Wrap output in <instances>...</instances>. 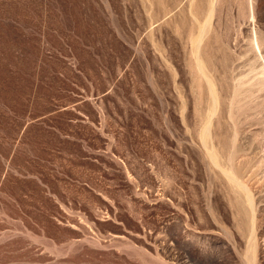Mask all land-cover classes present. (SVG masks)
<instances>
[{"label": "rangeland", "instance_id": "obj_1", "mask_svg": "<svg viewBox=\"0 0 264 264\" xmlns=\"http://www.w3.org/2000/svg\"><path fill=\"white\" fill-rule=\"evenodd\" d=\"M0 264H264V0H0Z\"/></svg>", "mask_w": 264, "mask_h": 264}]
</instances>
